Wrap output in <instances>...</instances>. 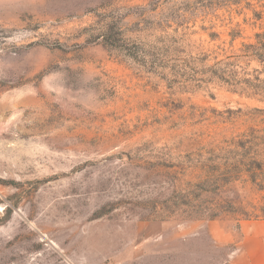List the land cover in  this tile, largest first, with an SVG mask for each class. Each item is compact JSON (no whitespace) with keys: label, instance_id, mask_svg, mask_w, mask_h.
Here are the masks:
<instances>
[{"label":"rangeland","instance_id":"rangeland-1","mask_svg":"<svg viewBox=\"0 0 264 264\" xmlns=\"http://www.w3.org/2000/svg\"><path fill=\"white\" fill-rule=\"evenodd\" d=\"M258 34L264 0H0V264L228 262L264 93L206 71L264 82Z\"/></svg>","mask_w":264,"mask_h":264},{"label":"trees","instance_id":"trees-1","mask_svg":"<svg viewBox=\"0 0 264 264\" xmlns=\"http://www.w3.org/2000/svg\"><path fill=\"white\" fill-rule=\"evenodd\" d=\"M256 44H249L245 47L243 57L249 60L248 62H256L259 67L262 68L264 73V34L256 35ZM238 56H227L224 60L214 58L215 64L209 67L206 74L209 76V81H217L226 84L232 88L235 92L241 91L244 94H252V92L262 91L264 93V82L259 78L255 77L253 80L250 78L239 79V73L236 70V60ZM209 60L207 56H204V62ZM249 64V63H248ZM255 72L259 73L258 70ZM259 165V164H258ZM255 183H259L255 181ZM264 187V181L260 182ZM260 216L254 217L255 220H264V203L259 210Z\"/></svg>","mask_w":264,"mask_h":264},{"label":"crops","instance_id":"crops-1","mask_svg":"<svg viewBox=\"0 0 264 264\" xmlns=\"http://www.w3.org/2000/svg\"><path fill=\"white\" fill-rule=\"evenodd\" d=\"M242 235L238 251L225 264H264V221L242 224Z\"/></svg>","mask_w":264,"mask_h":264}]
</instances>
